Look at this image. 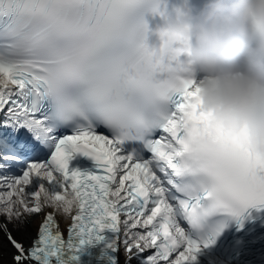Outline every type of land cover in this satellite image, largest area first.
Here are the masks:
<instances>
[{"label": "snow or ice", "instance_id": "obj_1", "mask_svg": "<svg viewBox=\"0 0 264 264\" xmlns=\"http://www.w3.org/2000/svg\"><path fill=\"white\" fill-rule=\"evenodd\" d=\"M150 3L0 0V233L13 264H264V158L202 127L195 81L162 83L134 16ZM35 216L25 247L14 232Z\"/></svg>", "mask_w": 264, "mask_h": 264}, {"label": "clouds", "instance_id": "obj_2", "mask_svg": "<svg viewBox=\"0 0 264 264\" xmlns=\"http://www.w3.org/2000/svg\"><path fill=\"white\" fill-rule=\"evenodd\" d=\"M144 46L170 91L195 81L209 116L202 127L264 158V0H203L160 10Z\"/></svg>", "mask_w": 264, "mask_h": 264}, {"label": "bare ground", "instance_id": "obj_3", "mask_svg": "<svg viewBox=\"0 0 264 264\" xmlns=\"http://www.w3.org/2000/svg\"><path fill=\"white\" fill-rule=\"evenodd\" d=\"M39 221H40V216H35L33 218V223L29 226L27 233L14 232V234L18 236V239L20 241L24 243H30L31 239L35 236L36 228ZM0 240H2V245H0V247H2V252L9 253L10 252L9 245L6 243V240L3 239L2 233H0ZM0 262L3 264H11L8 257H6L5 259H0Z\"/></svg>", "mask_w": 264, "mask_h": 264}]
</instances>
